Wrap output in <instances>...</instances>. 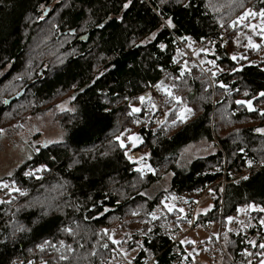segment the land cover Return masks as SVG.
<instances>
[{
  "label": "trees",
  "instance_id": "obj_1",
  "mask_svg": "<svg viewBox=\"0 0 264 264\" xmlns=\"http://www.w3.org/2000/svg\"><path fill=\"white\" fill-rule=\"evenodd\" d=\"M253 1L264 8L261 0H131L127 9L128 0H0V132L42 114L67 92L75 96L63 113V141L40 147L3 178L24 195L18 192L0 203V264H106V234L129 223L141 226L136 236L142 250L133 264H147V256L154 264L177 263L183 246L161 218L149 215L163 193L153 199L144 195L166 172L173 194H216L210 210L194 215L190 229L219 226L225 255L217 263L258 264L264 253L257 237L264 236L259 223L264 212H247V205L264 206V133L257 131L264 129V97L259 95L264 61L233 60L226 47L231 40L221 36L223 31L231 39L232 18ZM168 19L173 28L162 27ZM47 20L54 23L52 34L44 31ZM185 37L213 47L209 59L215 62V76L196 67L181 74L177 53L189 44ZM248 56L257 57L255 52ZM164 77L171 80L172 94L192 109L189 117L176 119L180 103L172 98L162 104L170 111L161 123L141 108L129 115L130 105H138L135 101ZM237 100H250L253 110ZM125 129L137 131L141 143L135 151L144 152L153 169L143 178L115 139ZM202 140L215 142L216 152L177 168L180 149ZM38 167L46 169L39 179L32 172L25 175ZM237 208L248 214L243 221ZM208 241L217 244L215 238Z\"/></svg>",
  "mask_w": 264,
  "mask_h": 264
},
{
  "label": "rangeland",
  "instance_id": "obj_2",
  "mask_svg": "<svg viewBox=\"0 0 264 264\" xmlns=\"http://www.w3.org/2000/svg\"><path fill=\"white\" fill-rule=\"evenodd\" d=\"M249 5L250 8L248 9L253 11H259L262 9V7L257 6L256 1L250 2ZM49 10L50 8H46L43 16H47ZM240 15H238L236 18H232L231 24L233 21L237 20ZM259 23V17H250L245 23L237 24L235 27H230V24L229 27H227V31H232L229 33L231 35V42L226 45L227 51L231 57L236 56L237 60L247 59L248 63L253 64L264 61V42L261 41L258 35H253L252 30L247 27V24L258 25ZM44 24H47L46 28H44V31L46 33L52 34L49 31V28L54 26L53 21L47 20ZM248 37H251L254 43L260 44L261 46L256 49L247 47ZM184 48L189 53H192L190 56L192 58L184 57ZM202 48L207 49V51H200ZM178 50L179 52L183 53V55H178V59L180 61L179 65L181 66V69H185L184 71H189L193 67H196L208 77H210L212 74L209 76L207 69H211L212 73H216V70L212 69L214 65L210 63L212 61L209 59V57L213 55L214 52L213 47L210 45L206 44L205 47H202L201 45L191 44V47H188V44H182L179 46ZM193 50H196L197 54H193ZM250 52H255L257 57L255 56V59L250 58V56H248V53ZM2 74L3 72H0V76ZM170 83L171 80L167 77H164L157 84H162L164 87H167L171 90L172 85ZM156 85L154 89L159 92L160 95H162V98L157 103H155L153 100L145 99L144 103L142 104L139 99H137L135 102L138 103V105L133 104L132 107L137 106L143 109L149 113L150 117L151 115H158V123H161L170 111V109H163L162 104L166 101L170 102L171 97L167 96L162 90L157 89ZM73 94L74 92H67L65 95L66 97H64L65 99H62L61 96L49 106H45L46 110L43 111L42 114L29 115L22 121L15 122L0 132V203L9 202L10 199L15 196V193L20 192L13 190V188H18L11 181L3 180V178L14 174V172L35 152H37L40 147L52 143H60L63 141L65 136L62 120L63 113L71 109L70 101L73 97ZM153 105H155V107H153ZM184 105L185 104L182 103L178 105L176 119L182 109L186 107ZM189 115L190 114H187V118ZM121 133H123L121 139L125 142V147L128 151V154L131 156L134 155L132 156L133 163H135V161L139 158L143 157L144 163L149 165L146 154L144 152L142 153L135 151V149L141 143V137L137 131H129L126 133L125 129ZM131 134H135L140 138V142H138L135 147H132L131 143L126 139V137ZM217 149L218 147L215 142H208L205 140L189 144L180 149L176 166L179 169H186L191 161L195 160L196 158H203L211 155L215 153ZM135 164L136 168L140 166L137 163ZM38 168L43 169V167ZM36 169L31 170L30 172H32L35 177H39L44 170L37 172ZM9 173L11 174L9 175ZM150 173H153V171L149 172L147 169H144L143 177ZM170 178V172L164 173L159 181L152 184L148 190L144 192V195L150 199H153L157 194L163 193L155 210L156 216L157 218H161L160 223L165 228V230L171 234V238L173 240L176 239L178 243L183 246L185 251L183 257H188L191 262L185 263V259L182 257V259L177 261L175 264H220L217 262L221 261L220 259L222 252L220 251L217 244L215 245L208 241V238H215V242L217 243L220 232L219 226L213 228L210 233L200 226L190 229V223H192V221H189L187 218V213L189 211L188 205L190 203L189 201L192 200L199 202L195 214L198 212L204 214L211 209L212 200L216 199V194H213L212 192H209L208 194H205V192H200L194 193V195L191 197L173 194L168 191ZM4 185H7V187H4ZM161 201H165V203L173 205V211L168 212L161 204ZM177 209H183V212H178ZM247 212H250V210H247ZM240 214V221H243L248 216V214L244 211H242ZM183 215L186 216L187 220L181 221L178 219V217ZM140 228L141 226L137 223H129L126 226L116 227L107 234L105 233L107 244L110 247L108 260L105 262L106 264H127L128 260H131L133 264L134 259L142 250L140 247V240L138 239V236H136L140 232ZM109 235H111L113 239L121 241V243L113 244L108 239ZM185 240L192 241V243H182V241ZM190 246L193 248H189ZM120 249H123L124 252L127 253V256L121 255L119 251ZM105 258L106 257H104V261ZM147 259V264H154L152 263V259L149 256H147Z\"/></svg>",
  "mask_w": 264,
  "mask_h": 264
},
{
  "label": "snow or ice",
  "instance_id": "obj_3",
  "mask_svg": "<svg viewBox=\"0 0 264 264\" xmlns=\"http://www.w3.org/2000/svg\"><path fill=\"white\" fill-rule=\"evenodd\" d=\"M161 2L163 3V2H165V0H161ZM178 2H179V0H178ZM261 2L264 3V0H261ZM130 3H131V0H128V2H126L123 5V7L125 9H127L129 7V4ZM188 6L189 5H185V7H188ZM241 7H243V5H241ZM250 17H259L260 23L258 25L257 24H247V27L252 30L253 35H258L260 37L261 41L264 42V8H262L259 11H253L251 9H245L241 13V15L237 18V20H235V21L232 22V24L230 25V27H235L237 24L245 23L248 20V18H250ZM100 26L102 27L103 25H100ZM163 26H167L168 28H173L174 27L171 19L165 20L164 21V24L162 25V27ZM152 38L153 39L155 38V34H153ZM184 39L189 40L188 47H191L190 38L185 37ZM260 46H261L260 44L254 43L252 41L251 37H248L247 47L252 48V49H256V48H258ZM159 47L161 48V50H163L165 46L163 44H160ZM200 51H207V49H203L202 48V49H200ZM177 54L178 55H183V53L182 52H179V50H178V53ZM193 54H197L196 50H193ZM231 58L233 60H236L237 59L236 56H232ZM173 62L174 63L176 62L175 61V58H173ZM210 63H212L214 65L215 62L212 61ZM184 70H185L184 68L181 69V74H183ZM236 70H238V69H234V71H236ZM212 75L215 76L216 73L213 72ZM156 87H157V89L162 90L167 96H169L173 100H175L176 103H178V104L181 103L180 98L174 96L169 88L164 87L162 84H157ZM220 87H226V86L223 85V84H221ZM81 91H83V90H81ZM245 95H247V93H245ZM259 95L261 97H264V92H261ZM72 99H75V96H73ZM138 99H139V101L142 104L145 101V97L144 96H141ZM236 103L237 104H240V105H246L248 107V110L249 111H252L253 110L250 100L249 101L237 100ZM130 107H131V112L129 113V115H131L132 113H138V112L141 111V109L139 107H132L131 105H130ZM153 107H155V105H153ZM72 111H75V109H72ZM191 111H192V109H190V108H187V107L183 108L182 111L178 114L177 119H179L181 122H183L187 118V114H190ZM262 114H264V113H262ZM134 122H137L138 123V121H134ZM173 124H175V121H173ZM257 131H259L261 133H264V129H257ZM121 136H123V133H121L120 135L116 136L115 139L118 142L119 147L121 149H124L125 150L124 151L125 157L129 160V162H133V158L128 154V151L125 148V142H124V140L121 139ZM126 139H127V141H129L131 143L132 147H135L137 145V143L140 142V138L138 136H136L135 134H131V135L127 136ZM135 163H137L138 165H140L139 167H137L135 169V171H137L138 173H140L141 177H143V175H144V169H147L149 172H152L153 171V169L149 165H147L146 163H144V158L143 157H141L138 160H136ZM247 163H248V166L251 167L252 162L251 161H248ZM42 170H46V169H42V168H37L36 169L37 172H40ZM10 174L11 173H9V175ZM25 175L26 176H29V175H32V173L31 172H28V173H25ZM37 178L39 179V177H37ZM241 179L247 180L248 177L247 176H244ZM4 187H7V185H4ZM13 190L20 191L19 189H15V188H13ZM20 194L21 195H24V192L23 191H20ZM161 204L163 205V207L168 212H172L173 211V207H174L173 205H170L168 203H165V201H161ZM244 210L245 209L237 208V212L238 213L241 212V211H244ZM247 210L261 213V212H264V206H260V205H257V204H248L247 205ZM177 211L182 213L183 212V209H177ZM133 214L136 215L137 213H133ZM149 215H151V217H152L153 220L157 219V216H156L155 211H153ZM182 218H183L182 216L178 217V219H182ZM228 220L229 221H232L233 220V217H228ZM259 223H260L261 227H264V218H260L259 219ZM65 231H71V230L70 229H66ZM108 239L113 244H120L121 243V241L113 239V237L111 235L108 236ZM60 243H61V246L63 247L64 246L63 245V241H61ZM137 243H139V242H137ZM182 243H192V241L185 240V241H182ZM248 243H254V242L253 241H248ZM44 245H49V241H47V240L44 241ZM44 245H39L38 246L41 251L44 250ZM50 246L51 247H55V245H50ZM103 247L107 248L108 245L105 244V245H103ZM259 247L261 249H264V244H260ZM68 251L69 252L72 251V249H71L70 246L68 247ZM119 251H120V254L121 255L127 256V253L124 252L123 249H120ZM93 255H95V253H93ZM60 259L61 260H65V259H67V257L64 256V255H61L60 256ZM29 264H31V261L29 262ZM127 264H132V261L131 260H128ZM249 264H251V261H249ZM258 264H264V253H261V259L259 260Z\"/></svg>",
  "mask_w": 264,
  "mask_h": 264
},
{
  "label": "built area",
  "instance_id": "obj_4",
  "mask_svg": "<svg viewBox=\"0 0 264 264\" xmlns=\"http://www.w3.org/2000/svg\"><path fill=\"white\" fill-rule=\"evenodd\" d=\"M221 36H222L223 39H224L225 41H227V42H229V41L231 40L230 37H229L228 35H226L223 31H221ZM191 55H192V53H189V52H188L187 50H185V48H184V57L189 58ZM190 58H192V57H190ZM141 96H144L146 100H147V99H149V100H153L155 103H157V102L161 99V97H162V95H160L159 92H157L154 88H149V89H147V90H146ZM132 154H133V153H132ZM130 156H131V155H130ZM132 156H134V155H132ZM132 156H131V157H132ZM126 159H127V158H126ZM127 160H128V159H127ZM198 204H199V202H197V201H192V202L189 203V205H188V206H189V211H188L189 215H188V217H187V218L189 219V221H192V220H193V217H194L195 212H196V210H197ZM215 227H216V226L207 223V224L205 225V230H206L208 233H210V231H212L213 228H215ZM232 228H234V226H232V227L230 228V230H231ZM219 236H220V235H219ZM219 236H218V240H217V246L219 247V249H220V251L222 252V254L225 255L224 244H223V241L220 239ZM257 237H258V243H259V244H264V236H258V235H257ZM231 264H239V263L231 262Z\"/></svg>",
  "mask_w": 264,
  "mask_h": 264
},
{
  "label": "water",
  "instance_id": "obj_5",
  "mask_svg": "<svg viewBox=\"0 0 264 264\" xmlns=\"http://www.w3.org/2000/svg\"><path fill=\"white\" fill-rule=\"evenodd\" d=\"M79 40H80V41H85L83 37H80ZM20 96H21V93H19V94L13 96L12 98L6 100V101L4 102V106H5V107L8 106L11 102H13L14 100H16V99L19 98Z\"/></svg>",
  "mask_w": 264,
  "mask_h": 264
}]
</instances>
